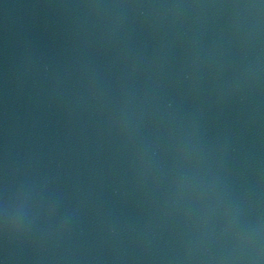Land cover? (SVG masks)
<instances>
[{"label":"water","instance_id":"1","mask_svg":"<svg viewBox=\"0 0 264 264\" xmlns=\"http://www.w3.org/2000/svg\"><path fill=\"white\" fill-rule=\"evenodd\" d=\"M0 264H264V0H0Z\"/></svg>","mask_w":264,"mask_h":264}]
</instances>
